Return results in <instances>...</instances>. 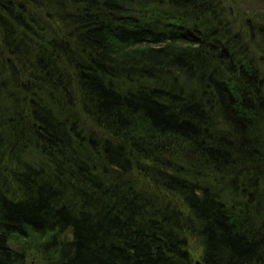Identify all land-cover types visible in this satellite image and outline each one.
Returning a JSON list of instances; mask_svg holds the SVG:
<instances>
[{
	"label": "trees",
	"instance_id": "obj_1",
	"mask_svg": "<svg viewBox=\"0 0 264 264\" xmlns=\"http://www.w3.org/2000/svg\"><path fill=\"white\" fill-rule=\"evenodd\" d=\"M196 258L264 264V0H0V264Z\"/></svg>",
	"mask_w": 264,
	"mask_h": 264
},
{
	"label": "water",
	"instance_id": "obj_2",
	"mask_svg": "<svg viewBox=\"0 0 264 264\" xmlns=\"http://www.w3.org/2000/svg\"><path fill=\"white\" fill-rule=\"evenodd\" d=\"M196 264H204L203 261L201 259H196Z\"/></svg>",
	"mask_w": 264,
	"mask_h": 264
},
{
	"label": "rangeland",
	"instance_id": "obj_3",
	"mask_svg": "<svg viewBox=\"0 0 264 264\" xmlns=\"http://www.w3.org/2000/svg\"><path fill=\"white\" fill-rule=\"evenodd\" d=\"M196 256V255H195ZM196 259H199V258H196Z\"/></svg>",
	"mask_w": 264,
	"mask_h": 264
}]
</instances>
